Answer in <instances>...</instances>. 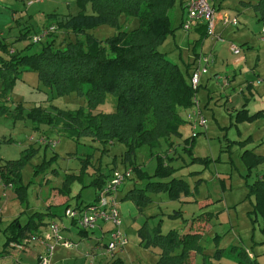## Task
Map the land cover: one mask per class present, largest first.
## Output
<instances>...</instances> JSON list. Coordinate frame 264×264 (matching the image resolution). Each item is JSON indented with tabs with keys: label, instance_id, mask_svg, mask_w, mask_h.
Instances as JSON below:
<instances>
[{
	"label": "rangeland",
	"instance_id": "374dc122",
	"mask_svg": "<svg viewBox=\"0 0 264 264\" xmlns=\"http://www.w3.org/2000/svg\"><path fill=\"white\" fill-rule=\"evenodd\" d=\"M29 1L32 3L28 4ZM43 1L48 3L42 5L40 0H0V31L11 29L9 27H17L19 20L24 22L31 19L34 26V30L31 29L33 34L37 32L38 25L47 24L45 13L59 10L58 12L65 15L77 11L79 7L76 0ZM242 1L257 2L258 0H215L212 3H215L217 7L221 5L223 9L230 12L241 10L244 12V20L255 15V10ZM23 11H28L29 14L20 16ZM179 12H181V6L178 3L172 12L175 26L179 25ZM13 13L19 17L15 19ZM8 17H10V23L6 26ZM136 23L138 24L137 18L126 17L123 14L118 26L103 24L90 32L105 41L120 30H131ZM187 35V31L179 27L175 34L170 35L159 46V50L165 52L172 61L179 63L183 69L187 62L194 58L193 41L192 38H187ZM52 37L55 38V45L62 47L74 35L57 29ZM26 42L28 41L21 43L23 45ZM41 45L42 43L29 45L28 53L39 52ZM249 68L251 74L241 73L240 81H244L246 77L264 76V68L258 71ZM258 72L259 75H257ZM22 74V77L27 80L26 82L19 80L16 88H12L8 93L7 102L9 104L18 101H24L26 105L31 104V107L42 104L53 113L56 111L53 106L76 109L86 105L85 97L76 92L63 96L57 95L56 90L46 86L34 70ZM261 85L264 88V85ZM201 91V94H207L206 87L201 88ZM198 93L200 96V91ZM255 96L257 101L263 100L264 91L260 90L258 94L255 93ZM226 99L225 93L214 94L210 100V106L206 109L208 115L202 112V115L208 119L207 125L210 128L207 130L201 126L198 127L192 152L186 148L185 143V139L193 135V128L188 122V114L192 110L187 113L182 112L186 120L182 125V135H173L168 141H163L158 149L153 150L154 155L151 154L150 147L147 145L138 150V161L145 164L144 168L150 173H153L156 167L157 154H168L172 176L187 180L192 193L183 194L180 199H170L166 192L153 193V201L144 210L137 209L133 205L131 214L121 215V227L127 234L129 244L124 250L115 253V258L121 256L125 264L157 263L159 249H149L141 244L139 228L148 220L150 226L160 223L165 233L172 228L178 229L181 233H197L200 249L193 251L191 258L195 264H238L237 260L241 251L243 254L245 252L252 254L251 257H255L260 264H264V217L259 213L253 214L256 198L249 194V184L264 174V161L249 171L242 153L245 149H250L253 143L246 136V138L243 137L234 125V119H232L234 113L230 114L226 107ZM258 103L264 104V102ZM116 107L117 96L114 93H107L104 102L94 111L112 112L116 110ZM260 107L252 110L256 111ZM52 130L57 129L50 128L46 124L36 128L32 120L31 122L22 119L16 121L12 115L0 116V166L3 161L20 158L27 147L34 148V154L22 168V183L28 185V201L16 204V212L21 216L22 222L29 218L30 213L37 210L44 212L47 209L45 203L52 196L51 192L56 186H60L59 189H61L68 173L78 174L82 167L87 165L84 169L85 175L71 182L75 186V193L74 197L69 195V204L76 206L82 202L84 204L94 202L96 189L90 182L96 176L97 171L109 172L110 167L121 166L120 158L124 145L120 142L102 143L92 137L76 138L66 135L63 131L53 132ZM241 130L253 135L254 142L257 144V152L264 155V118L250 126H242ZM46 138L55 139L57 144L49 145L43 142L42 140ZM200 156L211 157V160L202 161L199 159ZM129 168L132 169V167ZM49 179H51L50 182H48ZM144 182L136 181L135 183V180L127 179L118 191L119 206H122L121 197L127 189L133 187L134 184L140 186ZM80 192L81 197H76ZM55 209L65 221L70 223V218L65 215V205L55 206ZM57 213L53 215L56 218ZM8 222L9 220L0 223V252L4 247L1 238L6 239L3 226ZM60 222L62 223V220ZM111 225L112 223H109V226ZM73 226L77 234L83 230L81 225L73 224ZM98 237L100 236L96 235L93 238L94 243L98 241ZM107 238L106 236L105 241ZM97 244L99 245L98 258L97 260L92 258V260L94 262L96 260L95 264H101L99 262L106 264L107 258L112 255H109L102 242ZM77 264H85V260Z\"/></svg>",
	"mask_w": 264,
	"mask_h": 264
},
{
	"label": "trees",
	"instance_id": "16d2710c",
	"mask_svg": "<svg viewBox=\"0 0 264 264\" xmlns=\"http://www.w3.org/2000/svg\"><path fill=\"white\" fill-rule=\"evenodd\" d=\"M76 2L79 10L75 14H68L62 19H58L55 13L51 14L56 16L51 21H56L57 29L74 35L64 46L55 45L54 33L42 42L41 50L34 53L11 51L13 43L0 40V116L12 112L7 95L22 70H34L46 86L56 90L57 95L76 92L85 97L86 105L76 109L53 106L56 110L53 113L42 104L26 109L23 103H18L12 112L15 120L23 117V112L27 111V117L31 118L36 128L46 124L57 129L53 132L63 131L71 137L87 136L102 143L123 144L120 164L132 167L136 178L145 181L140 186L134 184L123 199L133 201L140 210L153 201V193L166 192L170 199L189 195L192 192L187 180L172 176L168 154H157L152 175L144 171L137 161L138 150L142 146H149L154 155L153 150L158 149L163 141L182 134L181 126L186 122L182 110L193 106L198 91L191 84L192 64H186L183 69L159 50V46L175 33L177 27L173 24L172 12L178 3L185 9L184 0ZM254 7L259 19L264 22V0H259ZM123 14L137 18L138 24L131 30H120L105 41L90 32L103 24L118 26ZM199 27L202 37L207 38L204 25ZM107 93L117 96L116 110L95 112L94 109L104 102ZM263 113L262 110L249 113L247 108H241L236 111V120L252 121ZM194 141L195 137L186 139L189 151ZM33 154L34 148L29 146L20 158L4 161L5 169L0 166L2 179L16 184V190L23 200L27 199L28 185L22 183V168ZM242 156L249 171L264 161L262 155L252 150H244ZM199 159L206 162L211 158ZM86 167L85 164L78 174L68 173L66 183L81 179ZM104 176L100 171L93 181L97 193L108 181V176ZM136 178H133L135 183L139 181ZM249 194L256 198L253 214L259 213L264 217V174L249 184ZM87 205L82 202L74 207ZM68 207L70 204L65 203V210ZM46 215L54 218L56 213L36 211L24 223L20 217L14 218L6 228L7 242L20 241L37 231L45 224L43 217ZM139 232L141 244L149 249H159L156 264H195L191 258L193 251L200 249L197 233H181L176 228L165 233L160 223L150 226L148 220L139 228ZM239 254L238 264H260L248 252L243 254L241 251ZM110 264L125 263L118 257Z\"/></svg>",
	"mask_w": 264,
	"mask_h": 264
},
{
	"label": "crops",
	"instance_id": "0c3cea01",
	"mask_svg": "<svg viewBox=\"0 0 264 264\" xmlns=\"http://www.w3.org/2000/svg\"><path fill=\"white\" fill-rule=\"evenodd\" d=\"M187 2L188 0H184L185 6ZM242 2L247 6L249 5V7H253L255 10L254 4H256L257 2H251V1H242ZM46 3L48 2L40 0V4L44 5ZM33 5L34 3L32 4V6ZM213 6L216 9L215 29H216L217 36L219 38H212V37L203 38L201 29L199 26L194 27L192 30L188 32V35H187V38L189 39L192 38L191 39L193 41L192 48L194 52V58L190 60L189 62H187V64H192L193 68L197 67L199 64V58L204 53L212 54L214 58L213 63L209 66V71L207 73H204L201 76V87L198 89L197 94H196V98L198 99V105L200 106V110H201V115H202V112L206 113V109H208V107L210 106L211 104L210 100L213 98L214 94L225 93L226 98H227L226 107L229 109L230 114L234 113V116H232V119H234V123H235L234 125L236 126L239 133L243 137L246 136L247 139H250L253 143V146L250 149H245V150H252L253 152L259 155H262L264 157L262 153L257 152V148H256L257 144H255L254 142L253 135H249L247 132H242L241 130L242 126L244 127H246L247 125L250 126L252 125V123L259 121L261 118H264V113L252 121H249V120L237 121L236 120V111L241 108H247L249 113H255L260 110L264 112V104L258 103V102H261V103L264 102V99L257 101L256 96H255V93L258 94L260 90L262 92L264 91V88L261 85V84L264 85V76H260L258 72L257 74L259 75L258 77L250 78V77L245 76L246 77L244 80L245 82L240 81L241 73L242 74L243 72L250 73L249 67H251V69H254V71L255 70L258 71V69L264 68V39L261 38L264 22L259 19V14L257 13L256 10H255V15L251 16L250 18L247 17L246 19L243 20L244 12H242L241 10L230 12L226 9H223L221 5L217 7L216 4L214 3ZM78 10H79V7H78ZM78 10L74 12H69L68 14H75L78 12ZM58 11L59 10L55 12L45 13L47 14L46 15L47 24L38 25L36 31H40L42 27L48 24H52V23L57 24L56 21H52L51 23L49 22L52 18L56 17V16H52L51 15L52 13L57 14V16H59L58 19H62L66 15H68V14L63 15L62 13ZM28 14H29L28 11L27 12L23 11L20 14V16H26ZM224 14H228L231 17H237L239 20V24L238 25L224 24L222 21V16ZM179 15H180V19H179V25L176 26L177 28L182 27V22L186 16V8L183 9L181 7V12H179ZM13 16L15 17V19L19 17L15 13H13ZM17 22H18L17 27L15 26L14 28L9 27L11 29L0 31V40L3 42H7V43H13L11 47L12 48L11 51L16 50V51H22L26 53L28 52L29 45L31 46V44L33 45L35 44L33 43L31 39L32 37L31 34H32V30H34L33 29L34 26L31 23V19L29 21L25 20L23 22L22 20H19ZM9 23H10V17H8L5 25L9 26ZM26 40L28 41L26 42L27 44L25 43L22 45L21 42L26 41ZM231 43L237 44L240 47H242L243 51L240 55L235 54L231 51V48H230ZM249 63H251V65H249ZM31 71L32 70L29 68H24V70H22V72L20 73V77L19 79H17L13 88H16V86L19 83V80H22V82H26L27 79L22 77L23 72H31ZM0 85H1V81H0ZM204 87H206L207 89V94L205 95L204 93L201 94L202 92L201 88H204ZM199 91H200V96L198 93ZM196 98H194L193 106L190 107L189 109L182 110V112L185 111V113H187V111L189 112L195 109L196 108V104H195ZM18 103H23L26 109H29L31 107V104L26 105L24 101H18L13 104L8 103L11 107L12 112L14 111ZM258 106H261L258 110L256 111L252 110V109H256V107ZM12 112L5 114V115L13 116ZM26 112L27 111L23 112V117H21L20 119H16V121L22 119V120H25V121L28 120L31 122V118L27 117ZM206 115L208 114L206 113ZM203 117L205 119V126H201V128L208 130L210 128V126L208 127L207 125L208 119L205 116ZM217 119L218 118L216 117V120ZM181 129H182V126H181ZM29 139L31 140V135ZM186 139H185V143L187 147ZM240 139L242 140V138ZM163 155H167V154H163ZM138 163L142 166L144 171L148 172L151 175L154 173L155 169L153 173L152 172L150 173L144 168L145 164H142L139 161ZM1 166L4 167V161L1 163ZM112 167H110L111 171L109 172L101 171L102 174H104L105 176H108L106 177V179H109L116 170L123 171L128 168L124 165H121V166L116 165L114 168ZM98 173L99 171H97L96 176ZM96 176L93 177L90 184L93 185V181L96 178ZM136 176L137 175L135 174L134 170H132L130 179L134 180L133 178L134 177L136 178ZM50 180L51 179H49L48 182H50ZM136 180H139V178L137 177ZM139 181H143V180H139ZM16 188H17L16 184L7 183L6 181L2 179L0 175V223L1 224L3 223V221H7V220H9L10 222L16 217L21 218V216L18 215V213L16 212V204H18L19 202L28 201V196H27V199L23 200L18 194ZM59 188L60 186H56L51 192L52 196L45 203L47 209L44 210V212L57 213L55 206L58 207L61 205H65V203L66 204L69 203L70 201L69 195H72L71 197H74L75 186L71 183H66L65 179H64L61 189ZM129 189H127L124 192L123 196L121 197V199L123 200V203H121L122 206L121 205L119 206L120 207L119 210H120V215L122 216L124 215V213L125 215L131 214L132 208H133L132 206L135 205L133 201L125 200L126 201L125 202L123 199V197L125 196L126 192ZM81 194H82L81 192L78 193V196L76 197H81ZM96 196H97V190L95 193L94 201L96 199ZM37 211L42 212V210H37ZM32 214L30 213L29 217ZM57 215H58L57 218L56 217L50 218L52 217L50 215L44 216L43 219H44L45 224L41 225L37 231H35L34 233H29L25 238H23L20 241H15V242H20V244H23V248L12 246L11 245L12 241H10L9 243L7 242L6 228L9 222L6 223L3 226V232L6 236V239L4 240L3 238H1V243L3 242L4 247H3V250L0 252V264H39L40 256L47 251V245L43 243L42 238L48 234L49 223L51 221L59 222V224L61 225V231L63 235L66 238L70 239L71 241H74L75 243H77V246L74 248L66 247L63 244H56L51 254V264H77L79 261H82V260H85V264H95L98 258L97 255L99 252V245L97 243L99 242V239L104 235V233L108 229L112 228V225L109 226V223H103L101 227L99 226L95 229L88 230V232L83 231L84 230L83 229V230H80V232H78L77 234L74 232L75 230L73 226V224L79 225L77 221L69 217L70 218V223H69V221L64 220L61 214L57 213ZM59 219L62 220V223L60 222L61 220ZM121 225H122V219H121ZM122 231L125 232L123 229ZM96 235L100 237H98V241L94 243L93 238ZM91 241L93 242V244ZM48 242L53 243L54 240L51 238L48 240ZM128 244H129V239H128ZM92 258L96 259L95 262L92 260ZM119 258H121L124 261V259L121 256H119ZM114 259L115 258H112V257L107 258L106 264H110ZM99 263L104 264L103 262H99Z\"/></svg>",
	"mask_w": 264,
	"mask_h": 264
},
{
	"label": "built area",
	"instance_id": "2783aa9c",
	"mask_svg": "<svg viewBox=\"0 0 264 264\" xmlns=\"http://www.w3.org/2000/svg\"><path fill=\"white\" fill-rule=\"evenodd\" d=\"M213 0H188L186 3V16L182 22V27L187 33L196 26L204 25L207 31V37L219 38L216 33L215 15L216 9L213 6ZM29 1L28 4H31ZM222 21L226 25H238L239 20L237 17H231L228 14L222 16ZM57 25L50 24L42 27L40 31L33 33L31 39L33 43L39 44L45 41L49 36L56 32ZM262 39H264V24L262 28ZM231 51L240 55L242 53V47L237 44H230ZM213 55L204 53L199 58V64L194 68L191 76V84L194 90H198L201 86V76L209 71V66L213 63ZM196 98V96H195ZM197 102V103H196ZM196 108L188 114V121L193 128V135L195 137L198 134L199 126H205V119L201 115L200 106L198 105V99L195 100ZM198 105V106H197ZM194 111V113H193ZM51 140V141H50ZM49 145H56L55 139L42 140ZM132 169H126L124 171L116 170L104 186L98 191L97 199L93 203L84 207L70 206L66 208V216L77 221L84 230H92L97 227H101L103 223H112V228L108 229L104 235L99 239V242L103 243L111 257H115V253L124 250L128 244V237L121 229V215L119 211V199L118 191L120 186L131 177ZM107 241H105V237ZM53 239L54 242H48L49 239ZM43 243L47 245V251L39 258V264H51V254L56 244H63L66 247L74 248L77 243L66 238L62 231L61 225L57 221H53L49 226L48 234L42 238ZM12 246L23 248V244L20 242H11Z\"/></svg>",
	"mask_w": 264,
	"mask_h": 264
}]
</instances>
